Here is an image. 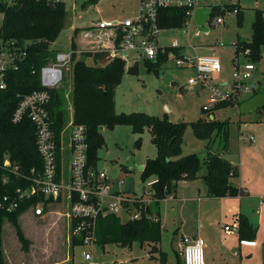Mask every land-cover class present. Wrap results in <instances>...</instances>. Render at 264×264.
<instances>
[{"label": "rangeland", "instance_id": "1", "mask_svg": "<svg viewBox=\"0 0 264 264\" xmlns=\"http://www.w3.org/2000/svg\"><path fill=\"white\" fill-rule=\"evenodd\" d=\"M5 1L11 2V0ZM62 1L66 4L67 18L65 28L51 44V50L56 53H69L72 49V39L78 42L81 33L89 32L99 22L120 23L127 18L135 17L138 11V0H96L94 3L90 0ZM234 3L242 11L241 16L226 11L221 16L224 23L219 25L214 24L215 16L207 22V32H200L196 23L192 21L189 29H162L158 35V46L170 47L174 41H177L181 46L180 55L184 57L206 56L219 59L220 72L213 74L207 82L223 91L230 90L234 83L232 75L237 58L235 44L239 41H252L253 23L257 13H261L264 21V0H214L213 6L224 8ZM3 16V13H0V25ZM262 54L263 57L256 63L257 69L252 80V83L258 84L260 91H264V48ZM135 56L134 53L130 54V58ZM238 56L240 62H246L242 53ZM176 59L177 57H172L161 60L155 67L140 61L137 65L138 71L135 73H129L127 71L129 66H126V72L115 91L116 112L118 114L141 112L173 123L208 120L212 114L217 122L226 124L229 151L224 157L240 167L241 177L237 181H241L244 176L250 184L252 198H242V206L257 228L254 242L257 241L259 247L251 254L244 252L236 257L233 253L239 252L238 245H227L225 252L219 253L217 247L208 248V242L204 239V261L205 264H264V126L259 127L258 131L248 130L246 126L247 123L259 124L258 121L262 120L261 112L258 109L248 114H240L236 107L231 106L204 112L202 106L209 98L207 87L201 81L191 85L189 81L198 77L196 69L192 66L177 67ZM86 62L94 63L90 58L86 59ZM71 69L65 71V82L62 87L71 83ZM249 95L251 94L243 95L241 101L247 99ZM101 133L104 146L98 151V168L108 173L118 191L145 200L150 206L155 204L154 189L148 187L147 183L156 177L150 175L144 178L142 174L147 161L157 156V148L150 129L145 128L138 134L129 124H117L112 129H102ZM250 134L256 139V147L244 151L246 147L250 148L248 143ZM207 143L208 141L198 138L189 125L184 135L183 153L196 154L203 158L207 151ZM223 147V134L220 136L215 134L211 144L213 152L220 153ZM241 159L242 161L244 159L243 168L240 164ZM206 172V168L203 167L197 179L177 182V195L184 201L181 202L176 214L167 213L170 210L167 208L170 204L168 200L174 197L175 190L166 194V197L160 201L162 216L168 215L167 224L162 228L158 244L159 250L166 254L164 262L161 261L158 251L151 252L152 244L142 245L139 242L126 246L116 243H107L104 246L94 244L92 247L94 262L96 264H178L175 253L177 238L181 233L185 236L194 235L193 232L199 231L204 222L206 225L211 220H213L211 229L218 246H221L222 242L226 243L228 236L224 234L223 221L226 222L231 218L221 220L217 211L212 210L205 209L199 212L198 197L202 198L201 202L207 200L208 186L203 177ZM185 186H187L186 190L183 189ZM246 188L249 191L247 186ZM188 200L189 204L182 211L184 202ZM63 212V208L52 206L48 214L35 216L32 211H27L20 217L19 222L24 234L31 241L27 252L22 250L12 225L6 222L3 232L6 263L83 264L82 253L89 248L74 245L70 227L62 216ZM119 218L122 222H126L128 217L122 213ZM187 222V226L184 227Z\"/></svg>", "mask_w": 264, "mask_h": 264}, {"label": "trees", "instance_id": "2", "mask_svg": "<svg viewBox=\"0 0 264 264\" xmlns=\"http://www.w3.org/2000/svg\"><path fill=\"white\" fill-rule=\"evenodd\" d=\"M96 0H90L94 3ZM233 8L227 5L213 7L210 18L219 17ZM0 13H3L0 25V38L4 42L12 43L18 50L26 52L24 59L18 62L15 70L8 71L6 88L0 90V196L12 194L17 187L24 186L21 179L11 177L8 170L2 165L5 160L19 165L20 171L30 174L32 169H42V159L36 147V128L32 121L25 117L21 122L14 123L13 115L18 108L20 98L35 91L42 90L40 82L41 68L48 65L55 58L51 44L56 41L66 25L67 10L63 1L53 0H0ZM242 11L237 14L241 16ZM162 29L182 28L187 15L184 9H161L159 14ZM236 54L249 49L248 60L255 63L263 57L264 48V21L261 13H257L253 23L252 41H239L235 44ZM76 42L72 40L73 64L71 69L72 80L68 85L50 90L51 101L48 105L55 130L60 132L66 122L73 117L74 123L84 125L87 129L90 162L93 166L98 164V151L104 146L102 129H112L117 124H129L133 131L140 134L145 128L150 129L153 142L157 148V156L148 160L143 167V177L154 175L158 183L153 186L155 204L149 205L147 211L151 216L158 217L160 201L166 194L176 188L180 180H194L199 177L203 167L206 168L204 179L208 186V196L212 198L237 197L243 195L242 188H238L233 180L240 177V168L231 164L225 157L229 151L228 132L226 124L215 119H199L195 122L173 123L167 119L141 112H116L115 91L126 72V62L116 58L108 64L99 63L107 56V52H76ZM176 54V51L174 50ZM92 59L93 64L86 62ZM149 65L155 67L160 64ZM135 73V68L127 69ZM65 80H63L64 84ZM69 90L68 93L66 91ZM261 92L257 89L254 95ZM233 107V102L221 103L215 107L220 110ZM214 109V110H215ZM212 112V111H211ZM212 116V114H210ZM194 134L208 141L206 150L208 156L200 158L196 154L183 155L184 135L188 126ZM223 134V151L210 157L213 137ZM5 176H10L9 184H3ZM136 199L137 207L140 201ZM36 204V200L28 201L19 209L8 213L0 210V264H7L3 246L4 225L9 222L16 234L18 242L24 252L29 251L31 241L25 236L20 225V217ZM143 208V207H142ZM239 236L241 241H254L257 233L255 228L242 214L238 216ZM162 224L143 217L137 221L122 222L117 215H107L99 218L96 225L95 244L104 246L107 243H116L121 246L133 242L152 244L151 252H159L164 262L166 254L159 250ZM82 238L74 239V245H80ZM178 264H183L179 253H176Z\"/></svg>", "mask_w": 264, "mask_h": 264}, {"label": "built area", "instance_id": "3", "mask_svg": "<svg viewBox=\"0 0 264 264\" xmlns=\"http://www.w3.org/2000/svg\"><path fill=\"white\" fill-rule=\"evenodd\" d=\"M213 2L214 0H138L135 17L127 18L120 23H98L100 29L112 31L117 40L114 47L107 51V56L102 61L103 65L116 58L128 64H136L139 61L149 64L156 62L160 54L167 53L166 48L158 46V35L162 30L160 10L184 9L187 15L184 29H189L195 11L200 7H211ZM233 13L236 15L239 13L236 6L230 10V14ZM223 23L221 16L216 18V25ZM170 48L177 51L180 45L174 41ZM131 53L136 56L130 58ZM240 53L245 56L246 62L238 60ZM239 54L235 60L232 88L223 91L207 82L213 74L220 72L219 59L206 56L189 58L171 53L173 57H177L175 61L177 67L192 66L196 69L198 77L189 81L191 85L201 81L207 87L209 98L202 106L203 111L207 113L221 103L237 104L243 95L253 94L258 89V84L254 83L256 87L252 84L257 69L256 63L247 58L251 51L246 49ZM25 56L26 52L18 50L12 43L4 42L0 38V90L6 88L8 71L17 69L18 62ZM72 64L73 51L55 53V58L41 68L42 90L20 98L12 120L19 123L28 117L34 124L36 147L42 159V169L40 171L32 169L30 174H25L20 171L19 165L5 160L2 166L9 171L11 177L21 179L25 185L17 187L12 194L0 196V210L11 213L32 200H36V204L28 211H32L35 216L48 214L52 206L63 208L62 216L70 227L72 238L78 240L82 238L81 244L77 246L89 248L82 253L83 264H96L92 247L96 241V225L99 218L107 215L119 216L122 213L127 215V221H137L146 217L158 222L159 218H153L147 211L149 206L147 201L138 199L141 208L137 207L136 197L118 191L108 173L91 164L87 129L84 125L75 124L71 116L60 132L55 130L54 121L48 110L51 101L50 90L62 86L65 71H69ZM259 110L264 121V108ZM10 176L3 178V184H9ZM156 183L158 179L148 182L147 186L151 188ZM236 228L238 229V226L226 225L224 230L227 234H232ZM176 248L183 264H205L203 238L182 236Z\"/></svg>", "mask_w": 264, "mask_h": 264}, {"label": "crops", "instance_id": "4", "mask_svg": "<svg viewBox=\"0 0 264 264\" xmlns=\"http://www.w3.org/2000/svg\"><path fill=\"white\" fill-rule=\"evenodd\" d=\"M226 6L224 8H226ZM231 6H233V7L236 6L239 9V11H241L237 4L234 3V4H231ZM213 7H215V6L200 7V8H211L213 10ZM194 15H195V13H194ZM223 15L224 14H221L220 16H223ZM210 18L208 19L207 22H210ZM193 21H194V17H193ZM184 26L182 28H179V29H184ZM200 32H202V31H200ZM80 35H81V37L78 39V42H76V47H77L76 52H77V54H80L81 52H91V53L92 52L98 53L100 51L107 52V51H110V49L112 47H114V45H115V43L117 41L116 37H115V34L112 31L107 30V29H100L98 27V24H96L93 29L89 30V32L81 33ZM170 47H164V48L167 49V53L164 54V55L160 54L158 60L156 62L152 63V64H156L159 61L165 60L167 58H172L173 56L171 55V53H174V51ZM180 50H181V46H180L179 50L176 51V54L175 53L174 54L175 55L180 54ZM71 51H72V49H71ZM102 61L103 60H100L99 63L103 65ZM139 62L136 63L135 65H133L131 63H129V64L126 63V66H129L128 69L135 68L137 70V65L139 64ZM145 63L147 65H152V64H149L147 62H145ZM252 84H254V83H252ZM253 95H254V93L249 95L248 98H250ZM247 99H245L244 101H246ZM244 101H240L239 103L235 104V106H233V107L237 108V110H238V112L240 114H241V112L239 110V106ZM70 117H71V114H70ZM211 117H213V116H211ZM213 119H215V118L213 117ZM258 122H260V123L257 124V125L256 124H252V123H250V124L247 123L246 124V126H248L247 129L251 130V131L252 130L258 131L259 127L264 126V121L263 120H259ZM251 136L253 137L252 140L250 139ZM259 139L261 140V136H259ZM248 141H249L248 143L250 145V148L246 147L244 151L253 150L256 147L255 145H256L257 142H256V139L254 138V136L252 134H250L248 136ZM210 153L211 154H209V156H211V155L215 156V154H216L215 152H213L212 148L210 150ZM183 155H184V153H183ZM207 156H208V152L206 151V153H205L203 158H205ZM243 161H244V159H243ZM243 161L241 159V162H240V164L242 165V168L244 167ZM229 162L231 164H233L231 161H229ZM235 166H237V165H235ZM97 167H98V164H97ZM204 176L205 175H203V177ZM240 177H241V170H240ZM240 177L237 178V179H234L233 183L238 188H242L243 189L244 193L241 196H237V197H230L229 196V197H224V198H212V197H209L208 194H207V197H206L207 200H205L204 202H201L202 198L198 197L199 206H200L199 207V212L200 211L202 212V210H205V209L208 210V211L212 210V211H217V213L219 214V217L221 216V220L229 219V217L231 218L230 220H228L226 222L223 221L224 222L223 223V231H224V234H226L228 236L227 242L226 243L222 242L221 246L220 245L218 246V242L216 241V237L214 236V232L211 229V225H212V221L213 220H211L206 225H205V222H204L203 223L204 225H202V228L199 229V231L193 232L194 235H188L190 237H201V238L205 239L208 242V248L210 247V248L214 249L215 247H217V249L219 250V253H224L225 249H227V245H238L239 252L235 251L233 253V256H236V257L241 256V254L244 253V252L251 254L253 251H256L258 249V247H259V244H258L257 241H255V242L254 241H247V240H242L241 241L240 236H239L238 216L240 214L246 216L248 218L249 222L254 226V223H253L252 219H250V217L248 216L249 213L242 206V198H246V199L252 198V193L250 191V184H249L248 181L245 180L244 176H243V178H241V181H237L238 179H240ZM155 179H157V178H155ZM235 180H236V182H235ZM177 186H178V183L176 184V188L174 189L175 190L174 197L172 199L168 200L169 201L168 203H170V204H168L167 208L170 209V210H168L167 213L169 215H171L172 212H173V214H176L178 212V209H179V206H180L181 202L184 201V199H181L177 195V193H178L177 192V190H178ZM246 186L248 187L249 191L247 190ZM183 189L186 190L187 186H185ZM207 193H208V191H207ZM237 198L240 199V200H237ZM215 201H217V202H215ZM189 202H190L189 200L184 202V207L181 208L182 211L185 209L186 205L189 204ZM200 202H201V204H200ZM203 216H204V214H202V217ZM157 218H159V221L161 222L163 227H164V225L167 224L168 215L165 214V216L164 215L162 216V207L161 206L159 207V215H158ZM203 219H204V217H203ZM187 224H188V222L185 223L184 227L187 226ZM232 224L235 225V226H238V229L236 228V231L233 232L232 234H227L225 232V230H224V227L226 225H232ZM185 232H190V231H185ZM181 236H185L184 233H181ZM181 236L177 238L176 243L179 241ZM237 241H238V243H237ZM251 245H253V246H251ZM176 246H177V244H176ZM175 253H177V248H175ZM209 258H211V257H209ZM213 259H214V257H213Z\"/></svg>", "mask_w": 264, "mask_h": 264}, {"label": "water", "instance_id": "5", "mask_svg": "<svg viewBox=\"0 0 264 264\" xmlns=\"http://www.w3.org/2000/svg\"><path fill=\"white\" fill-rule=\"evenodd\" d=\"M212 14L213 10L211 8H199L195 12L194 22L198 26L199 31L207 32L206 24ZM254 87H256L255 84ZM68 92L69 90L66 91V93ZM261 108H264V91L251 96L239 106L241 114H248ZM211 119H213V117H211ZM210 157L214 156L211 155Z\"/></svg>", "mask_w": 264, "mask_h": 264}]
</instances>
